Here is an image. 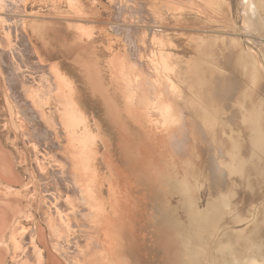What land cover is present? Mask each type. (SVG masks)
I'll return each instance as SVG.
<instances>
[{
	"label": "rangeland",
	"instance_id": "rangeland-1",
	"mask_svg": "<svg viewBox=\"0 0 264 264\" xmlns=\"http://www.w3.org/2000/svg\"><path fill=\"white\" fill-rule=\"evenodd\" d=\"M198 1L0 0V144L26 179L10 183L0 176V199L15 196L11 200L23 205L22 212L32 214L21 217L20 236L13 224L0 236L5 241L0 264H49L35 236L36 221L47 228L49 246L67 264L38 210L46 195L34 167L38 143L24 134L47 121L58 126L62 113L71 111L73 93L89 117L91 142L99 151L101 211L111 220L110 170L125 171L127 204L134 211L127 230L116 235L124 246L117 249L123 264H264V0H256L259 16L250 12L247 0ZM120 24L131 28L139 53L126 40L127 29L123 34L113 29ZM140 82L162 87L166 96L157 103L149 92H133ZM128 95L140 98L134 96L149 125L156 115L164 118L162 110L170 103L168 115L176 119L169 120L170 129L179 126L182 135L180 156L165 154L161 146L152 155L156 162L135 161L138 148L145 152L160 134L147 135L127 117L134 106ZM108 105L127 118L126 132L134 137L129 162L122 161V131ZM204 118L214 120L212 126L203 124ZM202 142L204 151L197 152ZM73 236L67 231V239Z\"/></svg>",
	"mask_w": 264,
	"mask_h": 264
},
{
	"label": "bare ground",
	"instance_id": "bare-ground-1",
	"mask_svg": "<svg viewBox=\"0 0 264 264\" xmlns=\"http://www.w3.org/2000/svg\"><path fill=\"white\" fill-rule=\"evenodd\" d=\"M200 1H198V2H200ZM247 1L249 2V6L251 8L250 12L256 16H259L258 13L260 10V6H259V4H257L256 0H247ZM121 5L122 4H120V6ZM121 8L122 7H120L118 11H122ZM192 8H194V7H192ZM118 11L116 10V14ZM118 15L119 14H117V16ZM115 18H118V17H115ZM121 20H123V19L121 18ZM125 26H121V24H120V25L115 26L113 29H115L117 33H121V34H123L122 32L125 29H127L128 30L126 32L127 39L126 38L125 39L128 42L130 41V44H133L134 51L139 50L137 47V44H136V42L138 40L136 41L133 38L131 28L125 27ZM150 30H153V29H150ZM121 34H120V36H121ZM122 37H124V35ZM153 39H156V38L154 37ZM149 42H150V40H149ZM248 42H249V39H248ZM27 43L28 42L26 41V44ZM138 44H140V43L138 42ZM245 47H246V49H248L247 47H249V46H245ZM246 49H245V51H246ZM124 57H126V56H124ZM144 57H146V56H144ZM134 58L137 59V57H134ZM159 59H161V58H159ZM164 60H165V58H164ZM22 62L27 63L24 61H22ZM143 64L145 65L146 62H143ZM261 64H262V62H261ZM140 65H142V62ZM7 68H8V72H9L8 74H10V76L8 78L11 81L10 83H12V82L16 81V79H14V81H13V77L15 76V75H13L14 73H12L13 67L8 66ZM46 72H47V70H46ZM137 75H139V74H137ZM142 77H140V80ZM143 80H145V79H143ZM45 81H47V80H45ZM48 83L50 84V81H48ZM149 84L147 83V86L143 87V86H141V82L136 83L137 86H134L132 90H133V92H136V93L141 92V89H142V92L143 91H145L147 93L149 92V93H151V95H153L155 98H157L158 101L157 100L156 101L158 103L160 101L159 98L166 96L165 95L166 91L163 90L162 87H159V86H154V87L148 88ZM130 86H131V84H130ZM64 88H66V87H64ZM73 94H74V97L68 96L70 99V103H71V111L68 112L66 110L62 113V115L60 116V121H57L58 126H53L51 124L49 125V122L47 121V123L39 124V125H36L35 127L33 126L34 129L32 128L31 131H29L31 128L30 127L29 130L26 131L24 134L28 137H32L31 139H34V141H36V143H38V145L35 144L37 159H36V162H34V167H35L36 173L39 175L40 179L42 180L41 182L44 186V188H42V189L46 194L45 196L43 195L44 199H43L42 204H41V209H38V210H40L42 219L45 222H47V224L50 228V231H51L50 235L52 236L53 241H54V244H53L54 249L56 251H59V253H61V255L66 259L67 264H123L121 262V259L118 258L119 255L117 254V249H121L124 246H123V243L118 240L116 235L118 233L123 232V230H125V231L127 230V226L125 225L126 220L128 218V215L130 214L131 210H133L131 205L127 204L128 203V197H127V194L125 191V187L123 186L124 181H122V180H125V176L123 175V173H125V171L120 169L119 167L117 169H115L114 171L110 170L111 174H113L114 177H112V179H110V182H109V193H110L109 205H110V207L113 210V213L115 215L114 219L111 220V219H109L110 217L108 216L107 213H104L101 211V205L103 206V204H102L103 201L100 198L101 192L99 191V187L100 188L102 187V183L100 182L101 176H100L99 168L97 166V161H96V158H97L96 152H99V151L96 150L94 144L91 142V129H90V124H89V117L86 115L85 111L80 110L79 105H77L76 101H74V98H76L75 93H73ZM138 95H140V94H138ZM134 96L135 95H128V97H127V98H129V103L134 104V106H132V108L128 109V114L126 112V114L128 115L127 117L131 118L133 122H136L137 124H139L141 128H143V129L145 128L147 131L146 132L147 135L149 133H151L152 136L156 137V133L160 134L159 139L157 140L159 143L154 142V144H149L147 146V147H149L148 150H150V151L146 150L145 152H143V150L141 148H138L139 151L136 152L137 160H135V161L138 163H140V162L147 163V162H152V161L156 162L157 160H155L152 157V155L155 153V150L159 151L160 150L159 147H161V146H164L162 148L164 149L163 151L165 154H168V155L172 154L174 156L175 155L180 156L181 155L180 152L182 149L181 146H183L182 142H181L182 141L181 140L182 135L179 136V131H178L179 126H177L178 128L175 130H172V128L170 129L171 126L169 124V120L173 121L174 123L176 121L175 118L171 117L172 114L168 115V114H170L169 110H171V108L173 109V107L169 106L170 103L166 104V106H165V104H163V106H165V109L162 110L164 112L162 113V111H161V113L164 115H162L160 117L164 116V118H157L156 117L157 115H156L154 118L152 117L154 121L151 119L154 124L150 123V125H149V122H151L150 119L148 117L146 118L145 114L142 113L143 114L142 115L139 112L140 110H138V108H137V103H136L137 101L135 102V100H134V98L135 97L137 98L138 96L137 95L135 97ZM155 98H153L151 100L153 101ZM138 99H140V98L138 97ZM143 104L145 105L144 102H143ZM161 104H162V102H161ZM30 106H29V108L32 109ZM108 107L110 108V114H111L112 121L115 123L116 126L118 125L120 127V130L122 131L121 135H122L123 141L120 144H121L122 150L124 148L123 151L125 152V155H124V158L122 161L126 160L127 162H129L130 159L128 158V155H129L128 146L131 145L130 140H132L131 138H134V137L132 136V134H127V132H126L127 129L125 128V123L127 121V118L124 119L123 115H120V112H118L117 108H112V107H110V105H108ZM148 108H150V107H148ZM140 109H142V108H140ZM35 110H36L35 108L32 109L33 112ZM153 110H155L154 105H153ZM158 110H160V109H158ZM25 111H27V110H25ZM174 111L175 110H173L171 112H174ZM28 112H30V111H28ZM36 113H37V111H36ZM36 113L34 112V116H36ZM86 116L88 117V123H87ZM28 117L30 120V116H28ZM33 118L34 117L32 116L31 119H33ZM204 119H205V122L203 121L204 122L203 124L207 123L208 126H212V124L214 123V120H212V119H208V118H204ZM124 120H125V123H124ZM177 121L180 124V118ZM40 123H41V121H40ZM82 124H83L84 128L81 127ZM28 125L29 124H27V126ZM213 127H210V128H213ZM22 129H24V128H22ZM218 129L219 128H217V131H218ZM24 131L25 130H23V132ZM200 133H201V130H200ZM29 134H30V136H29ZM149 136H150V134H149ZM152 136H151V138H152ZM128 141L130 143H128ZM186 144H188V142ZM202 144H203V142L200 145L198 144L197 152L201 151V153H202L204 151ZM185 150H186V148H185ZM185 150H183V151H185ZM133 152L135 153V151H133ZM10 154L11 153L0 144V176H2V178H4L7 182H10V183H22L26 179H24L22 174L15 168L14 160L12 159V156ZM107 155L108 154L106 152L103 156H104L105 161L109 162L112 159L107 157ZM181 157H179V161L181 160ZM171 160H177V159L172 158ZM108 167L110 169H112L111 164H109V163H108ZM3 189L5 190L6 187H3ZM29 189H31V188H29ZM6 190H8V189H6ZM12 196H13V193H12ZM13 197L16 198L15 196H13ZM6 198H9V197H6ZM12 198H9L10 199L9 200V199H5V198L3 199V197H2V199H0V206L1 207L2 206H8L9 208L11 207V211L9 210L8 214H6L3 211L6 209L2 210L0 208V236L4 235L5 232L8 231V229H9L8 227L10 225L12 226V224L14 225L13 227L15 228V232H18V234L20 236V233H22V232H20V229H22L21 226H23V225H21L22 224L21 217H27V219L29 217H32L31 213L29 215H27L24 212H22L23 205H21V203L17 199L11 200ZM190 203H194V202L190 201ZM194 205H195V203H194ZM191 206H192L193 210H195V211L198 210L195 206H193V205H191ZM189 208H190V206H189ZM203 208H202V210H203ZM206 208H207V206H206ZM205 210L209 211V208H207ZM210 211H212V210H210ZM82 213H83V215H80ZM135 214L136 213H132V215H131L132 218L134 217ZM215 214L217 216V213H215ZM211 215L213 216L214 214L212 213ZM211 215H210V217H211ZM17 217H19L20 219H16ZM102 218L104 219L105 223H107V221H108L107 224H104L105 226H103L100 223V220ZM15 219H16V221H15ZM213 219L210 221H214ZM65 224L67 225V228L64 227ZM34 225H35V236L37 237L38 242L45 247L47 257H48L47 261L49 262V264H63L61 259L58 256V254H56L52 250V248L49 246V243H48L49 235L47 233V228L42 224L41 221H39V222L36 221V223ZM83 227H84V229H82ZM100 228H103L104 233H100ZM67 231L68 232L70 231V233L71 232L74 233V236L71 239L70 238L67 239V237H66ZM5 237H6V235H5ZM16 237H17V234H16ZM3 242H5L4 239H1L0 245L3 244ZM0 251H3V250H0Z\"/></svg>",
	"mask_w": 264,
	"mask_h": 264
}]
</instances>
